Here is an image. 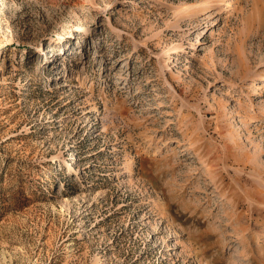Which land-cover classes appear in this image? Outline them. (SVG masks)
<instances>
[{"label": "rangeland", "instance_id": "374dc122", "mask_svg": "<svg viewBox=\"0 0 264 264\" xmlns=\"http://www.w3.org/2000/svg\"><path fill=\"white\" fill-rule=\"evenodd\" d=\"M259 237L264 0H0V264H264Z\"/></svg>", "mask_w": 264, "mask_h": 264}, {"label": "bare ground", "instance_id": "6f19581e", "mask_svg": "<svg viewBox=\"0 0 264 264\" xmlns=\"http://www.w3.org/2000/svg\"><path fill=\"white\" fill-rule=\"evenodd\" d=\"M263 93H261V92H256V93H254L253 94V96H258V95H262ZM74 163H70L69 161L67 162V169H68V171H73V170H75V167H74V165H73ZM133 170H134V168H133V165H131V166H129L128 168H126V169H124V172H123V174H131L132 172H133ZM264 243V239H263V237H259L258 239H257V241L255 242V244H263Z\"/></svg>", "mask_w": 264, "mask_h": 264}]
</instances>
